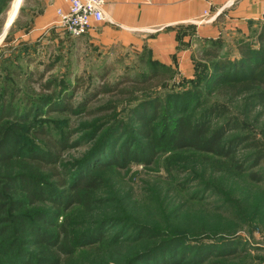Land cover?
<instances>
[{
  "label": "rangeland",
  "instance_id": "374dc122",
  "mask_svg": "<svg viewBox=\"0 0 264 264\" xmlns=\"http://www.w3.org/2000/svg\"><path fill=\"white\" fill-rule=\"evenodd\" d=\"M23 1L11 0L6 9L0 10V19L4 20L0 29V92L8 88V100L18 91L13 103L21 115L29 118L23 125L28 130L21 135L29 149L32 144L40 147L41 142L30 135L36 128L45 127L52 138H60L64 132L70 136V146L56 166L67 185L57 187L49 177L50 165H42L39 170L44 175L39 178L44 185L37 186L40 192L34 198H42L44 189L49 196L52 191L67 194L81 176H97L98 182L87 191L90 200L86 205L73 204L58 217L50 202H30L21 193L11 196L22 205L17 211L6 209L0 214V228L7 230L0 234V264H36L46 252L45 247H35L36 234L29 231L18 237L17 250L12 248L11 238L17 233L9 228V220L15 214L31 220L42 214L52 223H35L41 230L54 234L60 228L64 230L61 241L66 240L74 249L70 264H128L136 255L151 247L157 249L171 237L207 244L226 240L236 247L232 256L213 257L201 264H264V105L254 104L246 91L232 96L218 94L206 79L208 68L202 63L196 64L194 73L192 62L190 75L184 72V66L178 69L167 64L174 70L165 86H156L153 79L156 87L151 88L152 92L139 96L158 98L163 104L155 126L160 152L149 165L100 168L99 146L114 132L115 151L126 145L130 152L137 143L145 142L134 133L138 123L129 117L136 100H131L130 106L119 101L125 97L119 91L106 93L99 89L106 83L127 87L130 78L147 73V65L140 61L144 49L107 45L103 21L79 37L69 35L56 20L45 32L28 35L34 28L24 24L33 19L24 11ZM220 38L219 50L233 57L240 38L232 33ZM13 70L22 71L21 75L33 72L31 86L40 94L61 88L54 100L66 94L72 109L47 115L45 108L36 103L34 110L27 108L26 100L31 104L36 95L27 92ZM48 81L49 86L42 85ZM88 108L94 111L89 113ZM185 114H192L195 122L207 120L209 132L222 127L225 135L221 146L237 144L230 156L190 148L171 150L167 141L163 143L165 133L169 136ZM95 123L98 132L90 127ZM23 153L26 155L17 162L29 161L27 152ZM24 170L15 168L10 172L18 175ZM251 173H257V178ZM45 186L48 188L41 190ZM96 233L102 234V239L92 242ZM51 250L64 264V254L53 247Z\"/></svg>",
  "mask_w": 264,
  "mask_h": 264
},
{
  "label": "trees",
  "instance_id": "16d2710c",
  "mask_svg": "<svg viewBox=\"0 0 264 264\" xmlns=\"http://www.w3.org/2000/svg\"><path fill=\"white\" fill-rule=\"evenodd\" d=\"M11 0H0V10L7 8ZM4 20L0 19V29L3 26ZM250 35L240 38L236 45V54L233 57L222 53L219 50V42L221 38H211L199 40L200 46L197 48L196 53L192 55V62L196 73V64L202 63L205 69L208 68L206 73V79L211 81V84L217 88V93L222 95H237L238 93H249V100L257 103L258 105H264V25L254 33L250 32ZM218 43V44H217ZM141 52L140 61L147 65V73L142 74L140 77L130 78L126 82L127 87H121L119 83L114 84H102L100 91L106 93H112L114 90L119 91L122 96L121 100L127 102L130 106L131 100L135 99L134 106L129 110L130 119L135 120L138 126H135L134 133L143 138L145 142L136 144V148L129 152V148L124 145L118 151L113 148V143L116 136L109 135L105 143L99 146L98 156H100V168L105 167H121L125 168L132 164L149 165L157 156L159 151V135L156 134V121L158 120V114L162 107V102L158 98H147L148 96L139 97L140 95L147 94L151 91V88L156 86H165L166 81L170 79V76L174 69L165 63H160L152 57L149 49L143 48ZM148 55V56H147ZM147 56V58H146ZM145 58V59H144ZM208 63V66H207ZM12 74L19 77L26 87L29 94L36 95L34 100H26L27 108L34 110L33 103L45 108V113L50 115L52 112L68 111L71 108V104L65 99L66 94L58 98L55 101L54 96H58L62 89L56 91L54 88L50 94H40L38 90H35L31 86V80L33 79V72H28V75H21L22 71L13 70ZM156 80V86L152 81ZM39 81V80H38ZM50 81L45 82L44 86H49ZM1 90V89H0ZM15 90V89H13ZM0 92V175L1 188H0V214L6 209L17 211L22 204L14 197L16 193H21L25 199L32 201L50 202L56 207L55 215H58L62 210H66L73 204L86 205L90 198L87 194L89 189H93L98 182L97 176L92 175L89 177H78L77 180L70 186L67 194L57 195L52 191L49 195L46 194L44 188V196L42 198H34L40 190H37L38 185L42 184L39 177L44 174L39 170L42 165H50L49 177L54 179V184L59 187H65L67 180L60 176L56 166L59 165L62 153L70 146V136L65 132L60 138H52L47 130L44 128H36L30 132V135L41 142L40 147L37 145L28 146L22 142L21 135L27 132L28 129L24 128V124L28 123V116L21 115L18 112L17 106L13 103L17 90L14 92V96L8 98L7 91L2 90ZM200 92V90H198ZM57 98V97H56ZM140 98V99H139ZM65 101V102H64ZM179 101V100H178ZM180 102V101H179ZM31 105V106H30ZM83 104L82 106H84ZM181 108V107H180ZM94 110L88 108V112L92 113ZM206 111V110H205ZM209 111V110H208ZM207 114L208 112H203ZM210 113V112H209ZM193 115H181L177 120L176 126L169 136L165 133L163 143L167 141L171 150H177L181 148H190L193 150H200L209 154H216L221 157H229L234 151L233 146L229 148L221 146V140L225 135L222 127L217 128L216 131L209 132L207 120L195 122ZM234 119V118H233ZM32 128L34 125L29 123ZM91 129L94 128V132H98V123L92 124ZM116 130V129H115ZM114 130V131H115ZM95 135V134H94ZM95 138V136H91ZM108 141V142H107ZM246 141V140H245ZM164 145V144H163ZM29 161H19L21 155H26ZM264 157V155H263ZM261 157L260 159H262ZM15 168L25 169L23 172L17 174H11L10 170ZM44 169V168H43ZM257 173H251L252 178H257ZM15 176V177H14ZM84 176V175H83ZM40 185V186H41ZM49 190V189H48ZM66 193V192H65ZM55 195V197H54ZM14 204L12 207L6 204ZM27 219V221H26ZM9 226L12 229L13 235L12 248L15 249L18 244V237L20 234L29 231L32 234L35 233L36 246H40L42 249L45 247L46 252L43 253V257L36 260V264H60L61 260L56 258L53 247L60 253L64 254V264H70L74 258V249L69 247L64 239L61 241L60 237L64 235V230L61 228L56 234L51 233L49 230H41V227L35 225L49 224L50 220L46 219L42 214H36L34 219L24 215L20 216L15 214L11 219ZM55 224V223H54ZM57 225V224H56ZM54 225V227H56ZM61 226V225H60ZM7 230L0 228V234H6ZM0 235V236H1ZM102 239V234L96 233L93 236L92 242H99ZM180 239V238H179ZM178 238L168 239L166 243L156 246L157 249H149L141 255H136L135 259L128 264H201L207 259H211L217 256L229 257L236 251V247L230 241H221L219 243H204L202 241H179ZM40 249V248H39ZM17 250V249H15ZM19 264V263H14ZM28 264V263H27Z\"/></svg>",
  "mask_w": 264,
  "mask_h": 264
},
{
  "label": "crops",
  "instance_id": "0c3cea01",
  "mask_svg": "<svg viewBox=\"0 0 264 264\" xmlns=\"http://www.w3.org/2000/svg\"><path fill=\"white\" fill-rule=\"evenodd\" d=\"M23 3L24 11L33 19L24 24L34 28L28 35L45 32L56 20V9L67 8L63 0ZM263 4L264 0H106L103 33L109 46L147 48L160 63L178 69L184 66L190 75L198 39H216L227 33L243 38L256 33L264 25ZM205 9L218 11L211 22L202 18Z\"/></svg>",
  "mask_w": 264,
  "mask_h": 264
},
{
  "label": "built area",
  "instance_id": "2783aa9c",
  "mask_svg": "<svg viewBox=\"0 0 264 264\" xmlns=\"http://www.w3.org/2000/svg\"><path fill=\"white\" fill-rule=\"evenodd\" d=\"M67 4L66 9H56V23L69 35L79 37L92 29L96 24L105 20L104 3L106 0H63ZM210 3L212 0H206ZM210 13L205 9L202 18L206 22L214 20L216 13ZM264 16V4L262 7Z\"/></svg>",
  "mask_w": 264,
  "mask_h": 264
},
{
  "label": "water",
  "instance_id": "95a60500",
  "mask_svg": "<svg viewBox=\"0 0 264 264\" xmlns=\"http://www.w3.org/2000/svg\"><path fill=\"white\" fill-rule=\"evenodd\" d=\"M16 12H17V11H16ZM4 26H5V25H4ZM8 28H9V27H8ZM8 28H7V29H8ZM7 29H5V32H4V34L7 32ZM2 32H3V30H2Z\"/></svg>",
  "mask_w": 264,
  "mask_h": 264
}]
</instances>
